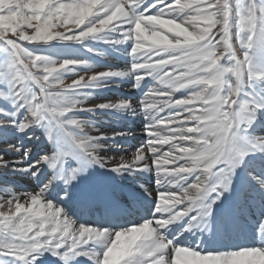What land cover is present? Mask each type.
I'll return each mask as SVG.
<instances>
[{"label": "snow or ice", "instance_id": "snow-or-ice-1", "mask_svg": "<svg viewBox=\"0 0 264 264\" xmlns=\"http://www.w3.org/2000/svg\"><path fill=\"white\" fill-rule=\"evenodd\" d=\"M73 45L127 66L79 75ZM124 79L137 105L85 107ZM138 110L130 152L81 118ZM0 144V175L36 184L0 187V264H264V0H0ZM145 173L155 197L118 195ZM253 211L256 242L229 245Z\"/></svg>", "mask_w": 264, "mask_h": 264}, {"label": "rangeland", "instance_id": "rangeland-1", "mask_svg": "<svg viewBox=\"0 0 264 264\" xmlns=\"http://www.w3.org/2000/svg\"><path fill=\"white\" fill-rule=\"evenodd\" d=\"M55 43V42H54ZM31 46V45H27ZM62 46V45H58ZM74 48L80 49V55L83 58H90L91 60L95 61L97 63V66L94 67L91 70H78L79 75H91L92 72H99L104 71L109 68L113 70H120L127 66V63H124L122 61H119L117 59V54H106L104 56L97 55L96 52H87L86 49H81L79 45H73ZM107 47V46H104ZM110 51V49H109ZM60 57H57L59 59ZM78 78L77 75H70L66 78V83H71L72 79ZM155 83V82H152ZM132 83L128 79L124 80H116L115 83H113L110 87L105 88L103 90L96 91L92 96L89 97L88 101L85 104V107H91L99 103H103L106 101H118L121 98H129L130 91L132 89ZM134 94V93H133ZM176 97L178 98L181 93H176ZM132 96V95H131ZM133 97V96H132ZM136 100V99H135ZM108 117H113L112 115L104 114L103 112H97L95 114L93 113H85L82 115L81 118L84 119H90L97 123L98 127L101 131H111L110 125H102L104 123V120ZM105 118V119H103ZM101 123V124H100ZM90 134H95V131L92 129H89ZM15 142V141H13ZM0 147H6V145L0 144ZM8 159H13V157H6ZM10 180L12 185L14 186L16 191L21 190H29L27 184H28V176L25 175H10L7 178H5L3 175H0V187H3L6 182H9ZM10 182V183H11ZM26 184V185H25ZM8 185V184H7ZM25 185V188L23 187ZM27 187V188H26ZM0 195H3V192H0Z\"/></svg>", "mask_w": 264, "mask_h": 264}, {"label": "bare ground", "instance_id": "bare-ground-1", "mask_svg": "<svg viewBox=\"0 0 264 264\" xmlns=\"http://www.w3.org/2000/svg\"><path fill=\"white\" fill-rule=\"evenodd\" d=\"M117 59L119 61L124 62V63H127V61H128V57H126L124 55H117ZM146 83L148 84L149 87L156 86V84L152 83V81H150V80L147 81ZM140 97H141L140 90L132 88L130 91V95H129L128 99H130L134 105H137ZM103 119H105V118H103ZM105 124L110 125L111 131H112V129H115L117 131L130 130L133 133V135L126 136L123 140V146L126 149H128L129 152L135 150V147L139 146L145 139L143 116L139 110L137 111V113L135 115L129 114L128 116H126L123 119H120L119 117H116V116H113L112 118L108 117L104 120V123L102 125H105ZM111 131H106V132L111 134ZM8 181L9 182H6V184L12 185L13 182H11L10 180H8ZM128 183H134L136 187L143 185L144 188H147L148 191H150L152 193L153 197H155V195H156L157 185L155 183V174L154 173H145L139 179H137L134 182H125L123 189L118 192V195L124 199L128 198V193L130 191V189L128 188ZM25 185H23L24 188H25ZM27 186H28L29 190H32L36 186L35 181H33L30 177H28ZM144 206L145 205H144L143 201H137L136 204L133 206L134 210L132 212H138V209L142 208ZM147 215H149L148 212H147ZM257 215H258V213L253 211V212L246 213L245 215H242L240 217V219L242 221H244L245 224L250 229H252L253 228V221ZM136 217H139V216L136 215ZM136 217H135V222L138 220L142 222L141 219H137ZM86 219L98 220V216L92 215V216L86 217ZM123 222H128V221L123 220Z\"/></svg>", "mask_w": 264, "mask_h": 264}]
</instances>
